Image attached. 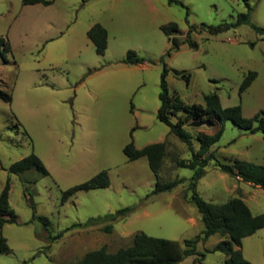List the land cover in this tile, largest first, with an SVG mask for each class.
Instances as JSON below:
<instances>
[{"label": "rangeland", "instance_id": "1", "mask_svg": "<svg viewBox=\"0 0 264 264\" xmlns=\"http://www.w3.org/2000/svg\"><path fill=\"white\" fill-rule=\"evenodd\" d=\"M49 4H23L0 0V190L10 176L9 203L16 223H6L1 234L9 249L0 253V264H68L87 251L105 246L114 251L130 244L132 235H148L183 241L203 229L195 204L186 199L188 182L170 191L152 193L155 175L141 156L128 160L126 143L135 147L168 140L161 179L190 178L193 171L176 166L172 155L189 158L191 151L169 126L157 118L161 74L185 104L203 103L216 93L222 106L239 104L250 117L264 111V0H249V21L223 28L191 32L197 48L187 43L170 48L160 26L178 25L183 39L189 26L237 21L247 11L241 0H49ZM188 10V13H187ZM99 23L107 30V47L94 50L87 30ZM133 50L145 60L124 62ZM249 71L256 77L242 92L239 86ZM182 72L189 73L183 77ZM186 125L198 147L197 133L211 134L219 124ZM217 158L264 164V138L227 119L220 139L211 146ZM34 152L48 174L35 168L9 173V166ZM107 170V187L80 189L62 201V192ZM206 200L223 203L241 196L253 214L264 212V189L249 185L213 163L196 181ZM35 214L47 219L46 225ZM125 206L131 213L117 220L98 219ZM90 218L96 220L85 224ZM85 224V225H84ZM111 225L110 229L107 227ZM60 232L62 234L57 236ZM220 237L210 235L197 243L205 252L204 264H224L226 255L206 252ZM243 256L252 264H264V227L242 239ZM193 256L178 264H193Z\"/></svg>", "mask_w": 264, "mask_h": 264}, {"label": "trees", "instance_id": "2", "mask_svg": "<svg viewBox=\"0 0 264 264\" xmlns=\"http://www.w3.org/2000/svg\"><path fill=\"white\" fill-rule=\"evenodd\" d=\"M23 4H49V0H21ZM176 2L184 7L186 5L181 0H169ZM247 8V11L238 15L234 23H220L217 25L202 24L200 29L190 25L185 37L181 39L177 36L178 25L176 22L164 23L160 26L162 31L168 36L171 43L170 48L165 53L169 55L171 51L177 50L181 44L187 43L191 48H197V42L191 38V32L207 30L210 33H216L223 28L231 25H237L249 21L250 4L249 0H241ZM187 8V7H186ZM188 13V10H187ZM258 31H264L263 28L252 24ZM88 39L94 46L98 54L104 53L107 47V30L99 23L93 24L86 32ZM0 44L4 45V50H9V43L3 37H0ZM144 58L135 51L129 50L126 53L124 62L129 65H136L144 62ZM167 69L164 67L161 74L159 100L160 106L157 110V118L169 126V133L174 134L179 140L184 142L191 151L189 158H183L176 153L172 155V161L176 166L186 167L193 171L190 178L175 177L168 180L161 179V169L168 155V140L147 144L141 148L135 147L133 141L126 143L123 152L128 160H134L145 156L148 165L155 175V185L152 193L170 191L185 181L188 187L192 189L190 195H185L186 199L193 202L200 213V219L203 229L192 238L185 239L183 245L180 241L170 238L154 237L143 231H137L132 235L130 244L118 247L114 251H109L105 246L87 251L79 260L68 264H178L183 259L193 256V264H204L205 252L197 249L199 241L205 242L210 235L217 234L220 239L206 252L219 251L226 255L224 264H252L247 260L241 251L242 239L253 234L258 229L264 227V212L253 214L241 196H232L226 202L215 203L204 199L196 190V181L205 173V167L213 163L221 171L232 176L241 178L242 181L252 185H257L264 189V164H257L247 160L235 159L233 163L228 164L220 161L216 155V149H211L221 137L224 130V122L229 119L238 127L247 129L251 132L261 131L264 138V111H258L250 117L242 113L239 104L231 106H222L219 96L216 93L203 96V103L185 104L179 95L170 93L166 84ZM183 77L188 78L189 73L182 72ZM256 77L255 71H249L243 78L239 90H245ZM0 97L5 101H11V95L0 89ZM217 116L219 124L217 129L211 134L197 133L196 139L198 147L193 145V135L186 129L189 121L211 122L210 117ZM211 124H213L211 122ZM35 168L41 174H48V171L42 160L34 153L22 157L13 162L8 169L9 173L20 174L24 171ZM110 179L107 170H101L87 180L73 185L62 192V201L73 195L80 189H91L98 187H107ZM10 176L0 190V253L7 251L9 245L7 239L1 234V228L6 223H16L17 215L9 203ZM33 219L38 218L44 225L47 223L45 217L35 214L34 204ZM134 206H125L113 213H108L97 217L98 219L117 220L131 213ZM90 218L85 224L96 220ZM84 224V225H85ZM111 225L107 227L110 229ZM60 232L57 236H60Z\"/></svg>", "mask_w": 264, "mask_h": 264}, {"label": "water", "instance_id": "3", "mask_svg": "<svg viewBox=\"0 0 264 264\" xmlns=\"http://www.w3.org/2000/svg\"><path fill=\"white\" fill-rule=\"evenodd\" d=\"M191 124L195 125V126H199V125H202V124L209 125L210 122L207 121V120H204V121H193Z\"/></svg>", "mask_w": 264, "mask_h": 264}, {"label": "crops", "instance_id": "4", "mask_svg": "<svg viewBox=\"0 0 264 264\" xmlns=\"http://www.w3.org/2000/svg\"><path fill=\"white\" fill-rule=\"evenodd\" d=\"M140 64V63H139ZM137 65V64H136ZM238 180H241V178H239V177H236ZM247 184H249V185H251L250 183H248V182H246ZM256 187H259V186H257L256 185ZM180 263V262H179Z\"/></svg>", "mask_w": 264, "mask_h": 264}]
</instances>
